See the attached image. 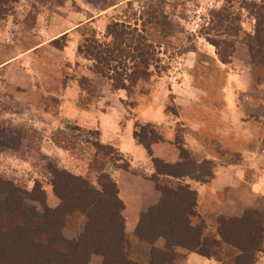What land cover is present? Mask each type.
<instances>
[{
    "label": "rangeland",
    "instance_id": "rangeland-1",
    "mask_svg": "<svg viewBox=\"0 0 264 264\" xmlns=\"http://www.w3.org/2000/svg\"><path fill=\"white\" fill-rule=\"evenodd\" d=\"M245 1L1 2L0 179L19 190L22 202L10 211L6 195L0 192V222L5 228L24 224L30 226L33 237H45L38 229L45 207L54 210L62 204L52 187L54 171H65L95 189L100 172L108 173L116 185L119 172L145 177L153 164L133 137L135 124H147L148 130L154 128L161 136L152 152L158 158L161 154L163 161L169 162L168 157L180 160L182 153L211 158L213 173L237 163L249 185L257 178L256 166L264 173V65L250 58L248 43L257 40L259 30ZM118 2V7L110 9ZM107 9L109 13L102 12ZM218 12L228 19L219 21L223 25L216 30ZM96 13L106 16L92 18ZM113 22L137 29L151 46L145 56L148 76H140L130 92L112 84L118 73L127 83L126 74L139 63L135 50L102 58L112 46L107 30ZM227 24L235 25L236 33H226ZM208 38L223 42L218 47ZM92 40L99 51L89 47ZM199 90L212 93L200 98ZM96 140L113 148L112 159L96 153ZM132 144L141 148L142 158L125 151ZM124 162L129 164L127 169L117 167ZM162 182L175 185L179 179L163 178ZM66 197L69 205L62 240L57 243L60 247L75 240L88 221L73 204L74 192ZM194 210L191 222L201 223L205 236L218 237L209 231H214L215 222H209L212 227L206 231L196 206ZM258 214L264 220V213ZM124 242L129 258L148 264L149 243L135 232L125 233ZM235 253L224 248L227 264H233L229 259ZM101 261V256L92 254L89 264Z\"/></svg>",
    "mask_w": 264,
    "mask_h": 264
},
{
    "label": "trees",
    "instance_id": "trees-1",
    "mask_svg": "<svg viewBox=\"0 0 264 264\" xmlns=\"http://www.w3.org/2000/svg\"><path fill=\"white\" fill-rule=\"evenodd\" d=\"M9 1L16 0H0V3ZM244 6L250 15L254 16L259 30L257 40L248 43L251 61L264 65V0L259 2L246 0ZM215 14H217L215 15L217 30L223 25V23L219 24V21L223 22L224 18L227 20L228 17L220 15L219 12ZM232 20L235 19L231 18ZM235 27V25L227 24L223 30L233 34L237 30ZM107 35L111 38L112 46L108 48L107 54L102 55L103 59L111 57V54L115 52L117 56H122L127 49L135 50L138 57L140 64L134 63L133 70L126 74L127 83L123 82L122 73H118L112 84L115 89L124 88L130 92L140 76H148L145 72L148 68L145 56L150 54L151 46L146 43V37L137 29H127L124 24L118 22L108 26ZM208 41L218 47L223 42L211 38H208ZM88 42L92 50L99 51L94 49L95 40ZM224 46H227L226 42ZM147 126V124H135L133 137L151 157L154 167L151 178L161 192L159 203L148 210L135 228V233L150 244L148 264H170L174 246L214 257L220 264H227L222 255L225 246H231L239 251L233 255L232 260L229 259L233 264H252L254 252L260 249L264 239V220L261 215L253 213L250 217L249 214L248 216L245 214L240 219L220 217L217 226L218 237L205 236L203 225L191 222V217L196 215L195 191L180 180L192 177L205 181L206 177L213 175L210 169L211 159L206 157L199 159L189 153H182L178 162L163 161L152 152V145L162 138L154 128L148 130L149 126ZM181 142V139H178V143ZM93 145L96 153H101L103 157L109 159L113 158L111 155L113 148L110 145L102 144L97 140L93 142ZM114 159L117 160V158ZM128 166L129 164L124 162L117 167L125 170ZM206 168L209 170L206 171ZM170 177L179 179V182L175 185L162 182L163 178ZM96 180L98 188H89L83 180L65 171H54L52 187L61 198L62 204L60 208L57 207L54 210L45 207L44 220L38 228L45 237L42 239L33 237L28 225L16 224L8 229L3 222H0V264H89L92 254L101 256V264H143L129 258L126 251L122 215L124 204L117 195L118 188L115 181L106 172H100ZM78 181L81 183H77ZM11 186L9 182L0 179L1 195H6L4 197L6 207L13 211L21 207L22 202L17 196L19 190ZM71 192H74L76 199L73 204L77 203L76 208L78 207L86 214L88 221L75 240H68L64 246L60 247L57 243L59 244V240H62L61 229L64 214L69 205L66 196L69 197ZM41 201L45 203L43 199ZM73 207L75 206H70V209ZM158 236L164 239V250L154 245Z\"/></svg>",
    "mask_w": 264,
    "mask_h": 264
},
{
    "label": "crops",
    "instance_id": "crops-1",
    "mask_svg": "<svg viewBox=\"0 0 264 264\" xmlns=\"http://www.w3.org/2000/svg\"><path fill=\"white\" fill-rule=\"evenodd\" d=\"M120 3L121 2L116 3L110 9L118 7ZM102 12L109 13V9ZM99 13H96L92 18H105L106 15H104V13ZM65 32L66 30L63 31V33ZM210 93H212V91L201 90L199 95H201L200 98H207L210 96ZM227 113L231 114V110ZM193 123L194 128L199 130V125L196 124L197 122ZM229 132H231L230 129ZM242 136L243 131L239 138L241 139ZM193 146L198 147L196 144ZM125 151L135 154L138 153V156L141 158L143 157L141 148L134 144L129 145V147L127 146ZM159 157L162 158V155L159 154ZM166 160L169 162H176L178 158L168 157ZM255 168L257 178L250 185L244 183V169L237 163L236 165L221 167L216 173L214 171L213 175L206 181H201L192 177L184 178V183L188 184L190 189L195 191L196 209L203 221L198 219L199 222H205L206 231L207 228L209 229L212 227V225H209V222H215L214 231L212 232L210 229L209 231L211 234L216 235V221L220 217L240 219L245 216V214L248 216L249 213H264V173L258 166ZM153 173V166L150 167L145 177H139L134 174H129L127 176L121 172L118 173V195L124 204L122 215L124 217V230L126 234H133L138 222L144 218L151 207L156 206L160 201L161 192L151 179ZM53 202H56V200H53L52 203ZM213 219L214 221H212ZM245 241H247V239ZM262 241L263 243L260 249L254 252L253 264H264V239ZM154 245L161 250L165 249L164 239L160 236L156 238ZM227 247L239 253L238 249L231 246ZM172 249L176 258L172 259L170 264H220L214 257H207L181 246H174Z\"/></svg>",
    "mask_w": 264,
    "mask_h": 264
}]
</instances>
